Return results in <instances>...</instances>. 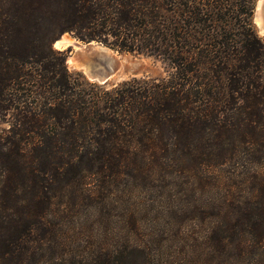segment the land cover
Returning <instances> with one entry per match:
<instances>
[{
	"label": "trees",
	"instance_id": "obj_1",
	"mask_svg": "<svg viewBox=\"0 0 264 264\" xmlns=\"http://www.w3.org/2000/svg\"><path fill=\"white\" fill-rule=\"evenodd\" d=\"M254 2L0 0V264H171L145 253L149 216L169 230L201 220V250L178 264H264ZM65 33L168 71L92 81L53 46ZM73 215L110 242L87 256L68 245L83 230H63Z\"/></svg>",
	"mask_w": 264,
	"mask_h": 264
},
{
	"label": "rangeland",
	"instance_id": "obj_2",
	"mask_svg": "<svg viewBox=\"0 0 264 264\" xmlns=\"http://www.w3.org/2000/svg\"><path fill=\"white\" fill-rule=\"evenodd\" d=\"M64 37L71 39V42L58 48L65 50L68 68L71 71H81L92 81L101 83L98 78L106 77L107 84H114L131 77L158 78L168 71L163 62L150 55L121 52L97 42L87 43L73 38L68 33H65ZM6 126V122L0 121V129ZM111 213L108 216L109 223L105 222V225H108L107 231L116 230L120 224L118 214L113 211ZM83 218L73 215L63 221L62 227L67 233L74 234L79 231L80 224L82 225L83 230L79 233V238L72 239L73 242H68V245L79 246L78 248L81 246L80 250L85 251L84 255L87 256L92 250L110 241L107 239L105 242L104 238L100 242L98 234L94 231L91 233L90 220L82 221ZM140 233L141 242L146 246L145 253L157 259L156 261L168 260L171 264H178L181 253L201 250V220L194 224L182 218L169 230L166 220L156 224L149 216L141 223ZM152 233L153 236L150 235Z\"/></svg>",
	"mask_w": 264,
	"mask_h": 264
},
{
	"label": "water",
	"instance_id": "obj_3",
	"mask_svg": "<svg viewBox=\"0 0 264 264\" xmlns=\"http://www.w3.org/2000/svg\"><path fill=\"white\" fill-rule=\"evenodd\" d=\"M252 19H253V23H254L257 34L264 39V0H255L254 6H253ZM55 42H58L59 46H55L54 45ZM92 42H96V41H87V43H92ZM67 43L68 41L66 40V37H64V34H62L59 38H57L53 42V46L59 49L58 47H62L66 45ZM98 79L99 81H101V83H104L107 80L106 77H100Z\"/></svg>",
	"mask_w": 264,
	"mask_h": 264
},
{
	"label": "bare ground",
	"instance_id": "obj_4",
	"mask_svg": "<svg viewBox=\"0 0 264 264\" xmlns=\"http://www.w3.org/2000/svg\"><path fill=\"white\" fill-rule=\"evenodd\" d=\"M66 40H67L68 42H71V39H69V38H66ZM54 45H55V46H59V45H58V42H55Z\"/></svg>",
	"mask_w": 264,
	"mask_h": 264
}]
</instances>
